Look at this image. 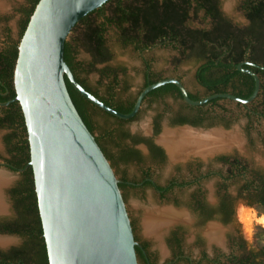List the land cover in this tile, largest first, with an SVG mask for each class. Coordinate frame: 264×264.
Wrapping results in <instances>:
<instances>
[{
	"label": "trees",
	"instance_id": "1",
	"mask_svg": "<svg viewBox=\"0 0 264 264\" xmlns=\"http://www.w3.org/2000/svg\"><path fill=\"white\" fill-rule=\"evenodd\" d=\"M39 1L25 0V7L19 10L23 19L18 41L8 36L4 47L0 49V131L7 132L4 144L9 157L5 162L14 172L24 169L31 159L24 115L19 102L14 100L16 98L14 71L20 40ZM242 8L247 18L253 22L248 28L240 30L233 28L226 21H214L213 28L205 31L192 28L190 22L197 20L200 12L205 9L213 19H216L214 0H109L82 18L72 29L64 46V61L88 92L124 114L133 110L138 95L145 87L163 78L154 72L151 61L143 59L145 80L143 88L132 101H118L120 99L117 92L121 88L119 76L125 74V69L108 66L103 69L96 68L97 65L109 63L113 58L107 47L106 36L109 29L117 32V41L124 48L132 47L136 52L143 53L151 47H160L177 52L179 57L174 58V65L194 62L199 66L195 73L196 82L207 92L206 96L231 93L239 98H249L254 92L255 80L251 75L238 70L240 64L248 62L250 64L242 65V68L253 71L260 79L259 93L249 104L242 105L228 99H216L203 106L191 107L184 102L180 90L173 84H166L153 90L146 96L144 103L150 99L151 104H154L161 97L168 95L182 100L190 112L178 114L171 120V126L188 125L194 128L221 126L230 129L237 120L226 108V105L231 104L244 110L251 123L254 120L264 122V0H246ZM79 48L90 54L92 58L90 63L77 60ZM94 72L99 74L101 85L104 81L108 82L103 95L89 86L87 80L82 77ZM176 79L182 81L179 77ZM65 81L79 115L95 136L113 169L120 165L143 164L142 152L136 148L138 144H144L149 148L153 161L159 163L166 161L165 150L154 142V137L161 133V115H157L153 120L152 137L131 134L124 127L136 121L140 111L131 120H120L88 101L74 89L67 78ZM128 90L129 88H126L123 91ZM189 96L193 100L202 99L196 95ZM99 114L106 119H114L115 126L97 123L95 117ZM127 141L131 144H127ZM262 142L264 144V133ZM1 160L3 158L0 155ZM215 160L222 164L223 169L216 173L208 171L203 174L202 179L219 176L220 197L216 206L207 203L201 183L196 181L186 182L173 178L165 186L154 181L145 183L144 187L152 188L160 194L162 200H166L176 189L197 186L187 205L200 225L210 221H219L223 225L235 223L238 201L249 208L264 209V169L252 167L245 159L234 155H221ZM149 171L147 169L146 174L149 175ZM128 180L124 174L122 182L119 183L124 200L126 199L124 192L128 188H135L127 183ZM232 185H238L236 196L230 193ZM11 194L18 217L11 223L1 224L0 234L17 235L26 241L23 246L12 248L9 252L0 251V264H49L31 166L24 171L23 179L11 190ZM131 225L135 233L132 220ZM261 230L264 232V229ZM135 240H138L136 236ZM177 240L181 242L180 238ZM168 241L171 243L170 239ZM136 254L139 261L141 250L138 247ZM196 262L197 260L193 263ZM198 264H264V247L249 249L242 236H230L228 253L216 252L209 257L206 252H202Z\"/></svg>",
	"mask_w": 264,
	"mask_h": 264
},
{
	"label": "water",
	"instance_id": "2",
	"mask_svg": "<svg viewBox=\"0 0 264 264\" xmlns=\"http://www.w3.org/2000/svg\"><path fill=\"white\" fill-rule=\"evenodd\" d=\"M108 1L40 0L19 43L14 100L27 127L49 264H139L120 180L79 115L65 78L88 101L120 120L133 119L146 96L166 84L177 86L191 107L216 99L246 105L260 90L258 75L242 68L250 64L245 62L238 70L255 80L247 99L218 93L193 100L182 81L168 78L145 87L128 114L106 105L77 81L64 61V46L75 25Z\"/></svg>",
	"mask_w": 264,
	"mask_h": 264
},
{
	"label": "rangeland",
	"instance_id": "3",
	"mask_svg": "<svg viewBox=\"0 0 264 264\" xmlns=\"http://www.w3.org/2000/svg\"><path fill=\"white\" fill-rule=\"evenodd\" d=\"M240 1L221 0V6L224 13L233 19L235 23L243 25L245 20L239 11ZM25 5V0H0V49L4 47L8 36L12 40L18 41L23 19L19 10L24 8ZM190 26L202 28L207 27V23L199 20L191 21ZM106 39L107 47L112 53L113 58L108 64L97 65L96 68L103 69L108 66L125 69V74L120 75L121 88L118 90V94L125 99L131 96L135 97L143 85V59L151 61L153 70L156 73L162 76H177L182 79V82L190 93L200 97L204 96V90L195 79L198 65L190 61L174 65V58L179 57L177 52L155 47L149 51L139 53L132 47L124 48L118 43L117 32L114 29H109ZM76 58L78 61L86 64L92 61L90 54L82 48L77 50ZM82 77L87 80L89 86L99 91L101 95L104 94L105 85L108 82L104 81L103 85H101L98 73L94 72L88 76L82 75ZM126 88H129L128 92L123 91ZM226 108L237 119L230 129H225L221 126L194 128L187 125L171 126V120L176 115L190 112L186 108L185 103L179 99L166 98L155 104H144L137 120L126 124L124 128L132 134L150 137L152 136L153 119L157 115H161V133L154 137V142L163 147L167 159L164 163L153 161L145 147L141 145L138 148L144 156L143 164L133 163L116 167L114 172L117 178L119 179L125 174L129 180L139 182L140 171L142 169H149L155 182L161 186H165L172 178H177L180 181L190 180L198 164H200L202 172L223 169L222 164L215 160L216 157L221 155L238 156L245 159L252 167L264 169V144L262 142L264 122L254 120L251 123L246 116V112L234 104L226 105ZM95 121L101 125L111 127H114L116 124L114 119H106V117L100 114L95 117ZM183 129L204 135L215 131L223 133L235 132L238 136V142L234 145L226 146L224 149H206L207 151L197 152V149L193 148L196 145V140L192 138L190 142L192 146L176 157L169 154L166 150L167 148H165V143L159 142V140H161V136L166 131L177 133L178 130L182 131ZM6 133V131H0L1 156H6L7 154L3 144V138ZM196 161H200V163ZM0 175H4L8 180L6 184L0 185V195L4 207L0 210V219L12 218L14 213L8 199L7 190L16 184L19 174L0 168ZM219 182L218 178L212 177L201 183L204 198L212 206H216L219 201ZM237 187L238 185L230 187V193L233 196H236ZM197 188V186H193L191 188L176 189L172 194L167 196L166 200H162L158 192L149 187L142 188L135 186V188H128L124 192L126 207L130 218L135 223L136 234L141 240L149 243L155 264H164L171 258V254L166 246V239L170 232L177 227L181 229L183 250L194 261L200 259L202 252H206L209 257H212L216 252L228 253L230 236H242L249 249L264 247V232L261 230L264 229V209L249 208L238 201L235 223L223 225L219 221H210L204 225H200L197 217L187 205ZM165 210H170L180 215L176 219H170V217L168 218L164 214ZM150 219L154 220L153 224H155V226L152 224L155 228L153 233L150 231L153 228L149 221ZM249 225H253V230L249 228ZM213 229H216V233H213ZM0 238L13 241L7 246L0 245L1 250H8L10 247L19 246L22 243L21 239L17 236L0 234ZM179 264H186V262Z\"/></svg>",
	"mask_w": 264,
	"mask_h": 264
},
{
	"label": "flooded vegetation",
	"instance_id": "4",
	"mask_svg": "<svg viewBox=\"0 0 264 264\" xmlns=\"http://www.w3.org/2000/svg\"><path fill=\"white\" fill-rule=\"evenodd\" d=\"M245 1L246 0H241L240 1V5H239V11L242 13V15H243V17H244V20H245V23L243 24V25H241V24H237V23H235L234 22V20L233 19H231L229 16H227L225 13H224V11L222 10V6H221V0H214V2H215V7H216V14H217V18L216 19H213V17L208 13V11H206V9L205 10H202V12H200V14H199V17H198V19L197 20H199V21H205V23H207V27H198V28H195V29H200V30H205V31H209V30H211L212 28H213V25H214V21H216V22H218V21H226V22H228L229 24H231V26L233 27V28H237V29H240V30H244V29H246V28H248L249 26H251L252 25V20L251 19H249V18H247V16H246V12H245V10H243V8H242V5L245 3ZM200 15H201V17H200ZM197 20H195V21H197ZM192 28H194V27H192ZM154 47H151L150 49H148V50H146V51H149V50H151V49H153ZM176 52V51H175ZM106 64H108V63H106ZM104 65V64H103ZM199 67V66H198ZM197 67V68H198ZM197 70V69H196ZM155 72V71H154ZM144 73V72H143ZM196 73V72H195ZM158 74V73H157ZM121 75V74H120ZM158 75H160L163 79H168V78H177V76H162L161 74H158ZM120 77V76H119ZM143 77H144V74H143ZM144 84H145V80L143 81V85H142V87H141V89L143 88V86H144ZM202 88V87H201ZM141 89L138 91V93L141 91ZM203 89V88H202ZM204 90V89H203ZM189 92V91H188ZM138 93H137V95H138ZM141 93V92H140ZM189 94H191V95H194V94H192V93H190L189 92ZM206 94H207V92L204 90V96H206ZM136 95V96H137ZM135 96V97H136ZM139 96V95H138ZM196 96H198V95H196ZM203 96V97H204ZM117 97L120 99V100H118V101H120V102H130V101H132V99L133 98H135V97H133V96H131V97H129V98H127V99H125L124 97H122V96H120L119 94H118V92H117ZM198 97H200V96H198ZM203 97H200V98H203ZM138 98V97H137ZM166 98H173V99H176V98H174L173 96H171V95H168V96H164V97H161L160 99H158V101L157 102H154V104L155 103H158V102H160V101H162V100H164V99H166ZM145 100V99H144ZM182 101V100H181ZM144 103V102H143ZM144 104H151V101H150V99L148 100V101H146ZM144 104H142V107L144 106ZM142 107H141V109L139 110L140 112H141V110H142ZM140 114V113H139ZM177 116V115H176ZM175 116V117H176ZM154 120V119H153ZM188 126V125H187ZM131 133V132H130ZM132 134V133H131ZM139 136H142V135H139ZM152 136H153V124H152ZM152 136H150V137H152ZM142 137H145V136H142ZM3 144H4V138H3ZM127 144H131V142L130 141H127ZM144 146L145 147V149L147 150V152H148V154L150 155V151H149V148L146 146V145H144V144H138L137 146H136V148L138 149V150H140L138 147L139 146ZM158 145V144H157ZM4 146H5V144H4ZM158 146H160V145H158ZM164 146V145H163ZM161 147V146H160ZM163 148V147H162ZM166 148V147H165ZM5 149H6V146H5ZM167 150V149H166ZM141 151V150H140ZM168 152V151H167ZM7 153V152H6ZM166 153V152H165ZM142 155H143V153H142ZM2 158H3V160H1L0 161V168H4V169H6V170H8V171H10V172H12V173H16V174H19V179H18V181L16 182V184L13 186V187H11L10 189H8L7 190V195H8V199H9V201H10V203H11V206H12V210H13V213H14V215L12 216V218H3V219H0V225L1 224H5V223H11V222H13L15 219H17V217H18V213H17V210H16V204H15V201H14V199H13V196H12V194H11V190L13 189V188H15L16 186H17V184L23 179V173H24V171L28 168V166H29V164L24 168V169H20L19 171H17V172H14V171H11V169L9 168V164H7L6 162H5V159L6 158H8L9 156L6 154V156H1ZM144 157V156H143ZM197 163H200V161H196ZM4 164V165H1V164ZM137 164V163H136ZM146 171H147V169H142L141 171H140V181L139 182H133V181H131V180H128L127 181V183L128 184H130V185H133L134 187L135 186H138V187H142V188H144V184L145 183H147V182H154L155 180H154V178H153V176H152V172L151 171H149V175L148 174H146ZM209 171H213V173H216V171H214V170H209ZM220 170H218V172H219ZM208 171H206V172H202L201 171V169H200V164H198V165H196V170H195V172H193L192 174V178L190 179V180H182V181H186V182H188V181H196L197 183H202L204 180H206V179H202L203 177H204V173H207ZM214 178H218L219 179V181H220V178H219V176H217V177H215L214 176ZM173 179V178H172ZM119 180H120V182H122V180H123V177H120L119 178ZM171 180V179H170ZM159 194V193H158ZM159 196H160V194H159ZM161 198V197H160ZM208 203V202H207ZM209 204V203H208ZM212 206V205H211ZM190 209V208H189ZM132 220V219H131ZM132 222H133V220H132ZM134 223V222H133ZM178 228L179 227H177L176 229H174V230H172L171 232H170V234H169V236H168V238L166 239V246H167V249L169 250V252H170V254H171V258L167 261V262H165L164 264H179V263H181V262H186V260H187V262H188V264L189 263H193L194 262V260L191 258V257H188L186 254H185V252H184V250H183V242H182V237H181V232H179L178 233ZM134 229H135V236L137 237V243H138V248H140V250H141V258H139V261H138V263L139 264H155L154 263V256H153V254H152V252L150 251V246H149V243L147 242V241H143V240H141L138 236H137V234H136V228H135V223H134ZM176 234V235H175ZM1 235H9V234H1ZM9 236H17V235H9ZM17 237H19L20 239H21V241H22V243L19 245V246H13V247H10L8 250H1L0 249V251H2V252H9L12 248H17V247H21V246H23V244L25 243V241H26V239L25 238H22V237H20V236H17ZM177 238H180L181 239V242H178V240H177ZM168 239H170L171 240V243H169V241H168ZM182 251V252H181ZM199 260H201V257H200V259ZM199 260H197V262L195 263V264H198V261ZM187 262H186V264H187ZM194 264V263H193Z\"/></svg>",
	"mask_w": 264,
	"mask_h": 264
},
{
	"label": "bare ground",
	"instance_id": "5",
	"mask_svg": "<svg viewBox=\"0 0 264 264\" xmlns=\"http://www.w3.org/2000/svg\"><path fill=\"white\" fill-rule=\"evenodd\" d=\"M184 130V131H183ZM182 131H179L177 133L172 131H166L162 136L161 140L165 143L167 151L169 154L173 156H178L183 153L184 150H186L188 147L192 146L190 145L191 139L194 138L196 141V145L193 146V148L197 149V152L204 151L206 149H224L226 146L234 145L238 142V136L235 134V132H229V133H223L219 131L211 132L210 134L204 135L201 133H194L192 131H189L187 129H183ZM181 147V148H179ZM191 148V149H193ZM190 149V150H191ZM207 151V150H206ZM8 182L7 178L4 175H0V185L6 184ZM3 203L0 195V210H2ZM150 213V212H149ZM164 214L170 217V219H176L177 216L180 214H175L174 212L170 210H165ZM181 217V216H180ZM156 220V219H155ZM151 226H155L154 220L150 219ZM153 224V225H152ZM150 229V231L153 233L155 231V228ZM253 225H249V228L252 229ZM219 230V229H218ZM253 230V229H252ZM216 233V229H213V233ZM150 233V232H149ZM155 233V232H154ZM13 241L7 240V239H1L0 238V245L1 246H7L11 244Z\"/></svg>",
	"mask_w": 264,
	"mask_h": 264
}]
</instances>
